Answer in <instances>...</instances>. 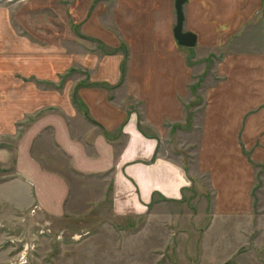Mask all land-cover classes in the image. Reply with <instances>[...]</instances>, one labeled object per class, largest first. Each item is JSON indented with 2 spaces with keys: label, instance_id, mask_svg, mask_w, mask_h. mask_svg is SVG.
Listing matches in <instances>:
<instances>
[{
  "label": "crops",
  "instance_id": "crops-1",
  "mask_svg": "<svg viewBox=\"0 0 264 264\" xmlns=\"http://www.w3.org/2000/svg\"><path fill=\"white\" fill-rule=\"evenodd\" d=\"M174 1L101 0L91 14L94 0H84L85 13L82 0L73 1L65 21L81 26L74 35L99 42L103 54L87 51V63L75 67L89 76L90 86L75 92L80 104L43 100L33 125L14 123L23 128L15 150L0 148L1 167L14 157L0 200L63 214L69 186L55 169L57 154L76 175L108 177L119 217L171 221L158 205L190 199L198 184L207 225L189 256L180 252L185 244L172 246L179 263L264 264V0H185L192 47L174 37ZM175 134L187 138L177 144L187 159L175 152ZM12 189L30 199L12 198ZM167 244L149 253L160 260Z\"/></svg>",
  "mask_w": 264,
  "mask_h": 264
},
{
  "label": "rangeland",
  "instance_id": "rangeland-1",
  "mask_svg": "<svg viewBox=\"0 0 264 264\" xmlns=\"http://www.w3.org/2000/svg\"><path fill=\"white\" fill-rule=\"evenodd\" d=\"M73 1L0 0V148L15 150L18 137L14 134L23 127L14 123L22 119L24 126L33 125L41 115L33 117L43 100L64 103L75 99L76 91L90 86L89 76L87 79V74L75 67L87 63V51L95 59L103 52L99 42L74 35L73 30H81V26L75 28L65 21V17L73 16L70 8ZM94 1L87 9L89 14L101 3ZM85 6L82 0L83 13ZM175 19L173 9L174 23ZM184 50L192 56L193 48ZM213 61L211 57L206 59V71ZM204 74L197 76L199 81ZM199 84L192 88L195 97ZM189 118L192 119V114ZM186 140V136L175 134L172 141L177 155L182 152L185 159L186 149L177 144ZM43 142L44 154L48 155L52 151L49 138L45 136ZM13 159L8 168L0 166V184L14 176L10 174ZM56 160L55 169L63 173L69 186L64 213L59 216L38 213L30 209L31 204L28 209L16 210L0 200V264H181L178 251L172 246L185 244L186 248L180 252L189 256V251L192 252L189 244L191 247L199 244L207 225L202 212L208 204L198 184L190 199L185 196L182 201L158 205L164 213L173 215L171 221L158 217L161 226L152 218L148 221L144 217L115 215L108 177L76 175L66 167V159L57 154ZM11 192L17 200L29 198L26 194L15 195V189ZM141 226L144 229L136 233L134 230ZM164 243H169L167 248L158 250L165 256L158 260L150 253Z\"/></svg>",
  "mask_w": 264,
  "mask_h": 264
},
{
  "label": "water",
  "instance_id": "water-1",
  "mask_svg": "<svg viewBox=\"0 0 264 264\" xmlns=\"http://www.w3.org/2000/svg\"><path fill=\"white\" fill-rule=\"evenodd\" d=\"M185 0H175L174 10L176 14V22L173 28V34L177 43L181 46L192 47L195 45L196 36L193 32L183 30V9L182 5Z\"/></svg>",
  "mask_w": 264,
  "mask_h": 264
},
{
  "label": "trees",
  "instance_id": "trees-1",
  "mask_svg": "<svg viewBox=\"0 0 264 264\" xmlns=\"http://www.w3.org/2000/svg\"><path fill=\"white\" fill-rule=\"evenodd\" d=\"M73 101L75 102V103H78V104H80V102L75 98V99H73Z\"/></svg>",
  "mask_w": 264,
  "mask_h": 264
}]
</instances>
